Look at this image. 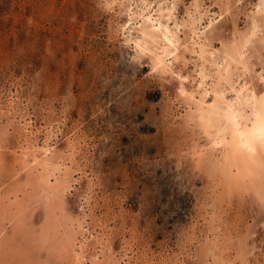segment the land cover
Masks as SVG:
<instances>
[{"label": "clouds", "instance_id": "clouds-1", "mask_svg": "<svg viewBox=\"0 0 264 264\" xmlns=\"http://www.w3.org/2000/svg\"><path fill=\"white\" fill-rule=\"evenodd\" d=\"M0 264H264V0H0Z\"/></svg>", "mask_w": 264, "mask_h": 264}]
</instances>
